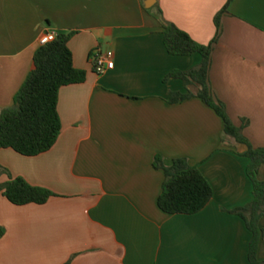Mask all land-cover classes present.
I'll return each instance as SVG.
<instances>
[{
  "label": "crops",
  "instance_id": "1",
  "mask_svg": "<svg viewBox=\"0 0 264 264\" xmlns=\"http://www.w3.org/2000/svg\"><path fill=\"white\" fill-rule=\"evenodd\" d=\"M221 12L211 87L233 122L247 123L252 145L264 147V0H0V116L14 105L47 32L76 31L69 46L87 73L59 92L62 130L50 150L0 149L12 176L55 193L26 205L0 194V264H251L252 233L232 213L253 200L247 145L227 136L199 97L172 103L171 93L187 86L167 78L195 68L202 55L170 54L163 24L207 45ZM97 54L114 67L97 72ZM157 156L166 166L185 158L199 167L214 189L203 210L159 207L166 175ZM258 258L264 261V238Z\"/></svg>",
  "mask_w": 264,
  "mask_h": 264
},
{
  "label": "trees",
  "instance_id": "2",
  "mask_svg": "<svg viewBox=\"0 0 264 264\" xmlns=\"http://www.w3.org/2000/svg\"><path fill=\"white\" fill-rule=\"evenodd\" d=\"M223 12L215 20L216 37L207 45L197 42L174 23L163 24L162 33L170 54L202 55V62L195 68L174 70L168 75L167 78L183 80L187 86L186 92H172L170 101L180 103L199 97L223 119L225 134L247 145L242 155L250 159L247 172L253 183V200L232 213L241 216L252 233L249 244L250 263L264 264L258 258L259 246L264 238V229L260 227V220L264 217V181L259 178L260 168L264 164V147H254L245 136L247 123L237 126L233 122L226 104L215 96L209 78L213 45L220 34ZM75 33V30L60 32L55 40L41 45L35 52L34 67L15 95L14 105L5 109L0 116V149L12 148L25 156H36L56 144L62 130L58 110L59 92L64 86L82 83L87 78L86 71L75 66L69 46ZM191 84L199 87L196 93L189 89ZM154 165L163 169L166 175L158 200L163 211L169 214H195L212 200L213 186L199 167L191 165L187 159L177 158L171 166H166L162 157L157 156ZM4 174L9 176V180L0 182V194L16 205L43 204L55 196L48 188L32 185L23 177L12 176L0 162V177ZM4 234L5 228L0 224V239Z\"/></svg>",
  "mask_w": 264,
  "mask_h": 264
},
{
  "label": "built area",
  "instance_id": "3",
  "mask_svg": "<svg viewBox=\"0 0 264 264\" xmlns=\"http://www.w3.org/2000/svg\"><path fill=\"white\" fill-rule=\"evenodd\" d=\"M57 35L58 33L52 31L43 34L42 37L40 38V44L44 45L55 40ZM94 64L97 72L103 73L107 68L108 69L113 68L115 63L109 57L103 54H97L94 58Z\"/></svg>",
  "mask_w": 264,
  "mask_h": 264
}]
</instances>
